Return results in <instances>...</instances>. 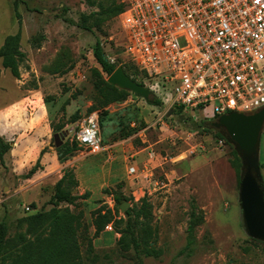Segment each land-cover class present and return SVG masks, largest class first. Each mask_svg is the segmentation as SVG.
<instances>
[{
  "label": "rangeland",
  "instance_id": "obj_1",
  "mask_svg": "<svg viewBox=\"0 0 264 264\" xmlns=\"http://www.w3.org/2000/svg\"><path fill=\"white\" fill-rule=\"evenodd\" d=\"M16 1L25 54L20 78L0 63V136L11 145L8 167L0 166V221L7 222L10 234L25 231V224L17 228L22 218L53 208L55 183L69 169L78 181L73 193H89L75 206L58 205L80 215V264H264V242L248 237L243 225L235 149L205 123L203 115L210 111L186 108L177 113L127 91L124 99L89 113L95 104L94 83L106 79L93 56L95 40L101 41L106 57L121 48L119 15L86 31L83 26L92 25L103 0ZM13 3L0 0V46L18 30ZM92 113L98 117L104 150L80 148L59 160L56 144H71L75 124ZM74 114L79 118L72 122ZM43 149L36 171L28 175ZM131 166L148 168L151 176L133 179ZM259 166L264 183V128ZM117 197L128 203L126 210L139 208L147 198L149 246L161 251L159 257L140 255L138 260L132 249L123 254L117 245L121 235L112 223L91 239L88 249L97 208L110 210L114 220L123 219L118 227H125L126 210L120 211ZM194 207L204 222L195 230L196 248L188 257L179 251L186 244Z\"/></svg>",
  "mask_w": 264,
  "mask_h": 264
},
{
  "label": "built area",
  "instance_id": "obj_2",
  "mask_svg": "<svg viewBox=\"0 0 264 264\" xmlns=\"http://www.w3.org/2000/svg\"><path fill=\"white\" fill-rule=\"evenodd\" d=\"M123 2L122 45L107 59L133 63L169 109L209 110L203 118L211 120L264 106V0ZM75 125L81 148L104 150L96 113ZM128 172L151 176L148 168Z\"/></svg>",
  "mask_w": 264,
  "mask_h": 264
},
{
  "label": "trees",
  "instance_id": "obj_3",
  "mask_svg": "<svg viewBox=\"0 0 264 264\" xmlns=\"http://www.w3.org/2000/svg\"><path fill=\"white\" fill-rule=\"evenodd\" d=\"M13 7L18 22V30L15 34L7 35L4 38L0 46V63L5 70L9 71L12 77L19 79L20 65L25 60V54L20 50L21 15L18 12L16 0H14ZM98 7L99 11L93 13L94 20L92 25L83 26L86 31H91L92 27L97 28L111 17L119 15L123 11L125 3H118L116 0H103L98 4ZM93 56L101 67L102 72L105 73L106 79L99 78L94 83L95 104L88 108L89 113L124 99L127 91L121 90L107 82V78L118 66H121L125 74L133 81L144 85V74L133 63L125 61L118 65L111 63L107 59L99 38L95 40ZM153 105H161V101L156 99ZM174 109H176L177 113H182L183 111L182 108ZM77 118L79 116L74 114L72 122ZM206 121L205 123H210L211 120ZM64 133L66 131H63L62 135ZM217 134L227 142L220 132L217 131ZM80 148L75 138L71 144L65 141L60 146H57V157L59 160H65ZM10 150V143L0 136V166L4 169L8 167L7 155ZM44 152V149L41 150L35 166L30 169L28 175H32L36 171V166H38ZM233 154L235 156L239 183L240 159L235 151H233ZM77 186L78 181L74 173L72 170L66 169L61 178L55 183V192L50 200L53 208L48 212L32 214L19 220L17 228L25 224L26 229L24 232L16 231L14 234H10L7 222L5 220L0 221V264H80V246L77 239V232L81 225L80 215L73 214L68 208H58L61 202L75 206L78 199L87 198L89 195L87 192L82 195L73 193ZM104 192H107V190H104ZM115 200L116 203L122 201L118 197ZM149 208L150 204L147 198L144 197L139 208L134 206L127 209L125 211L127 219L124 228L118 227L123 222V219L114 220V214L110 210L102 212L104 210L102 207L94 210L92 220L94 232L91 238H87L88 249L92 250L91 239L99 237L105 227L112 223L116 232L121 235L117 240V245L123 254L132 249L136 253V259L138 260L140 255L159 257L161 251L149 246V240L152 235V229L149 226ZM203 222V213L201 211L197 212L195 207L192 208L187 226L186 244L179 251L180 255L184 254L189 257L193 254L197 243L195 230Z\"/></svg>",
  "mask_w": 264,
  "mask_h": 264
},
{
  "label": "water",
  "instance_id": "obj_4",
  "mask_svg": "<svg viewBox=\"0 0 264 264\" xmlns=\"http://www.w3.org/2000/svg\"><path fill=\"white\" fill-rule=\"evenodd\" d=\"M107 82L121 90L141 97L149 104L155 95L145 86L128 77L118 66L107 78ZM209 126L220 132L233 145L241 162L238 186V201L245 232L251 239L264 242V184L259 166V147L264 128V106L253 112L231 111L211 120ZM54 140L58 134H54ZM59 144H56L58 146ZM128 206L120 203V211Z\"/></svg>",
  "mask_w": 264,
  "mask_h": 264
}]
</instances>
